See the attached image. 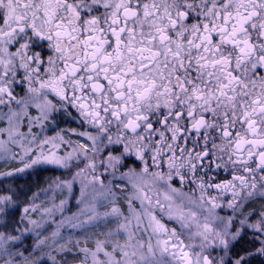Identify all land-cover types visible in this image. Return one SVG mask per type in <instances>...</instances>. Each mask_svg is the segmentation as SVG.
Returning <instances> with one entry per match:
<instances>
[{
  "label": "snow or ice",
  "instance_id": "6c2138e0",
  "mask_svg": "<svg viewBox=\"0 0 264 264\" xmlns=\"http://www.w3.org/2000/svg\"><path fill=\"white\" fill-rule=\"evenodd\" d=\"M0 161L75 169L48 219L0 230V264L264 257V0H0Z\"/></svg>",
  "mask_w": 264,
  "mask_h": 264
},
{
  "label": "rangeland",
  "instance_id": "374dc122",
  "mask_svg": "<svg viewBox=\"0 0 264 264\" xmlns=\"http://www.w3.org/2000/svg\"><path fill=\"white\" fill-rule=\"evenodd\" d=\"M34 111V110H33ZM68 126V125H67ZM70 127H62L60 124L58 127H53L49 125L43 135L52 136L55 135L56 131L60 129H69ZM26 130V129H25ZM35 132H39L40 129H34ZM69 137L73 140L81 139L76 136H71L68 133ZM67 149V145L62 146L61 152ZM18 151V149H16ZM70 150V149H68ZM5 164L3 161H0V165ZM15 166V165H14ZM130 167L136 166V164L130 163ZM13 170V169H12ZM7 170V171H12ZM4 168H0V172H3ZM6 171V170H5ZM42 171H48V174L39 182L38 175ZM75 169H56L52 167H47L45 169H36L28 170L23 174L13 175L11 177H0V195H11L13 197L14 203L11 205H5L6 211L4 213H0V230H4L5 226L8 231H12L14 228H31L32 225L29 224L27 219H21L24 216L23 209L24 207H30L31 205L36 206V211H31L28 215L33 220L41 221L44 219H48L47 215L43 212L45 208L52 207L53 204L59 205L60 200L68 197L67 190H55L52 182L57 178L61 180H70L71 176L74 174ZM30 182V183H29ZM29 183V186H25V184ZM79 189L80 184L76 182L73 186V192L71 197L68 200V204L65 207L63 214L60 212H55L52 219L55 221H59L61 219V215L70 216L74 212L78 211V205L76 204V199L79 197ZM251 207L259 208V204L252 205ZM55 224L51 221L45 225V230L54 229ZM68 231H74V234H78V231L70 230L65 228L63 230L64 233ZM34 237L29 234L26 239V245H31ZM250 236H246L243 239V242L247 244V248H251L252 246L249 244ZM249 245V246H248ZM254 250V249H253ZM256 259L264 262V257L256 256ZM78 264V263H77Z\"/></svg>",
  "mask_w": 264,
  "mask_h": 264
},
{
  "label": "trees",
  "instance_id": "16d2710c",
  "mask_svg": "<svg viewBox=\"0 0 264 264\" xmlns=\"http://www.w3.org/2000/svg\"><path fill=\"white\" fill-rule=\"evenodd\" d=\"M4 168V171L6 170H12L13 168H14V164H9V165H5V164H2V165H0V168ZM48 174V171H42V172H40V174L38 175V180H39V182L43 179V178H45V176ZM30 183V182H29ZM29 183H27V184H25V186H29L28 184ZM75 235H77V236H79L80 235V233H78V234H75ZM249 246V245H248ZM245 248H247V244L246 243H244L243 242V240L236 246V248H235V251H241L242 249H245ZM68 258L71 260V259H73L72 258V256H71V254H69V256H68ZM58 259H59V257H58ZM78 263V259L75 261V264H77ZM252 264H264V262H262L261 260H259V259H256V258H252Z\"/></svg>",
  "mask_w": 264,
  "mask_h": 264
},
{
  "label": "flooded vegetation",
  "instance_id": "af4514ba",
  "mask_svg": "<svg viewBox=\"0 0 264 264\" xmlns=\"http://www.w3.org/2000/svg\"><path fill=\"white\" fill-rule=\"evenodd\" d=\"M59 124L62 126V127H72V128H80V125L78 124V122H76L75 120H72V119H64V120H61L59 122ZM68 125V126H67ZM130 163H133V164H136L138 165L139 162H133L132 160H130ZM220 211V214L221 215H224L226 213L227 210H219Z\"/></svg>",
  "mask_w": 264,
  "mask_h": 264
}]
</instances>
